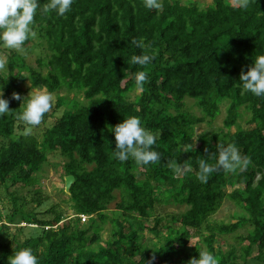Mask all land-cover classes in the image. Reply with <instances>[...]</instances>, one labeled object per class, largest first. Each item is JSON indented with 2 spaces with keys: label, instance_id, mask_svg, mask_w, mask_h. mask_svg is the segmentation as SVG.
<instances>
[{
  "label": "trees",
  "instance_id": "trees-1",
  "mask_svg": "<svg viewBox=\"0 0 264 264\" xmlns=\"http://www.w3.org/2000/svg\"><path fill=\"white\" fill-rule=\"evenodd\" d=\"M161 2V10H149L144 0H74L63 17L38 9L37 37L23 53L0 45L7 60L0 86L12 111L0 117V264L25 248L39 264H188L201 251L219 264H264V97L236 86L264 55V0L247 8L240 0ZM144 52L152 62L133 64ZM139 71L148 75L142 89ZM35 90L56 100L37 131L25 134L29 126L17 119L24 105L12 96ZM222 105V127L197 135ZM132 116L159 133V163L114 158L110 128ZM218 144H235L252 163L201 183L199 164L216 163ZM50 155L65 160L64 177H74L62 190L70 214L47 204L37 185ZM225 200L241 214L213 221ZM167 205L185 209L164 214ZM144 231L154 238L147 241Z\"/></svg>",
  "mask_w": 264,
  "mask_h": 264
},
{
  "label": "clouds",
  "instance_id": "clouds-1",
  "mask_svg": "<svg viewBox=\"0 0 264 264\" xmlns=\"http://www.w3.org/2000/svg\"><path fill=\"white\" fill-rule=\"evenodd\" d=\"M74 0H47L43 5L39 0H0V45L7 49L23 53L25 42L34 40L37 32L34 30L37 10L42 14L55 12L57 16L63 17L72 9ZM249 0H240V7L247 8ZM144 7L149 10H161V0H144ZM140 49H145L141 41H133ZM154 57L144 52L134 55L132 63L141 67L152 62ZM7 69V60L0 57V72ZM136 86L142 89L148 80L144 71L136 73ZM245 92H250L256 97H264V55L255 58L254 66L247 72L241 73L239 83L236 84ZM12 99L21 101L24 105L23 111L17 114V119L29 126L25 134L30 133L32 127L39 126L44 116L52 109L54 96L46 90L31 91L28 98H22L19 94H13ZM12 111L9 110V101L4 98L3 87L0 86V117ZM115 137L114 158L120 162L128 161L131 157L138 166L159 163L161 154L154 150L159 133H153L142 125L138 117L125 118L124 121L114 128H110ZM216 163L212 164L201 160L197 179L201 183H207L209 177L220 170L229 174L244 172L252 163L250 157L242 155L235 144H218ZM207 151V149H205ZM177 175H182L187 170L185 166L174 162L170 165ZM2 259V257H0ZM7 264H39L38 256L31 248L15 252L7 260ZM188 264H219V259L208 251L199 252L198 258L188 261Z\"/></svg>",
  "mask_w": 264,
  "mask_h": 264
},
{
  "label": "rangeland",
  "instance_id": "rangeland-1",
  "mask_svg": "<svg viewBox=\"0 0 264 264\" xmlns=\"http://www.w3.org/2000/svg\"><path fill=\"white\" fill-rule=\"evenodd\" d=\"M181 1L182 2L194 1V2L200 3L201 5H208L212 2V0H181ZM230 1L233 3L237 2V0H230ZM35 91H38V90H35ZM71 96L72 94L68 97L67 100H69ZM77 98L82 99L81 94H78ZM55 100L56 99L54 97V103H55ZM191 103H192L191 101H188V104H191ZM224 117H225V107L222 105L220 109V113L216 116V118L210 124H202V125L197 126L195 129V133L197 135H200V134L209 133L210 131L221 128ZM247 117H248L247 115H243V118L240 121V124L243 128L248 127L244 123ZM42 128L43 126H40L38 130ZM234 130H235L234 128L231 129L232 132ZM36 131L37 129L33 127L30 133H34ZM64 161L65 160L59 155H50L47 163L43 165L41 172L37 174L36 177L38 179L37 180L38 187L41 188L43 195L48 198L47 204L58 203L60 208L67 209V213L70 214L71 212L69 211L70 209L68 210V207H67L68 205L64 203V201L66 200V195L62 191L64 189V173H63V168H62ZM235 188H237V185H233L229 187L228 189L229 191H232ZM114 205H115L114 202H112L108 206V209L113 210ZM184 209L185 207L183 206L167 205V206L162 207L161 211L164 214H168V213L178 214V213H181ZM240 214H241L240 209L235 207V205L232 202L225 200L223 205L219 209V211L214 216H212V220L217 221V222H224V223L234 222L233 217L238 216ZM148 225L151 226L152 223L149 222ZM103 235L105 236V232L103 233ZM144 235L147 241L154 238L153 234H149L147 231H144ZM194 241L195 239H192L190 241V244L194 243ZM228 242L229 243L232 242L231 238L229 237H227V240H226V243ZM222 245L224 248L226 247V244L224 245V240H223Z\"/></svg>",
  "mask_w": 264,
  "mask_h": 264
},
{
  "label": "water",
  "instance_id": "water-1",
  "mask_svg": "<svg viewBox=\"0 0 264 264\" xmlns=\"http://www.w3.org/2000/svg\"><path fill=\"white\" fill-rule=\"evenodd\" d=\"M74 182V177L71 175H67L64 177V192L68 193L69 188L71 187L72 183Z\"/></svg>",
  "mask_w": 264,
  "mask_h": 264
},
{
  "label": "built area",
  "instance_id": "built-area-1",
  "mask_svg": "<svg viewBox=\"0 0 264 264\" xmlns=\"http://www.w3.org/2000/svg\"><path fill=\"white\" fill-rule=\"evenodd\" d=\"M85 219H86V217H83V216L81 217V221H84Z\"/></svg>",
  "mask_w": 264,
  "mask_h": 264
}]
</instances>
